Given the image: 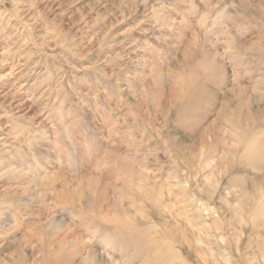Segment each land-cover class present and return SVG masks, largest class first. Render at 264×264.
I'll return each instance as SVG.
<instances>
[{
  "label": "rangeland",
  "instance_id": "1",
  "mask_svg": "<svg viewBox=\"0 0 264 264\" xmlns=\"http://www.w3.org/2000/svg\"><path fill=\"white\" fill-rule=\"evenodd\" d=\"M0 264H264V0H0Z\"/></svg>",
  "mask_w": 264,
  "mask_h": 264
}]
</instances>
